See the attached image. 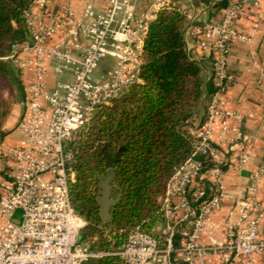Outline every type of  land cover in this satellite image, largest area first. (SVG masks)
<instances>
[{"label":"built area","instance_id":"2783aa9c","mask_svg":"<svg viewBox=\"0 0 264 264\" xmlns=\"http://www.w3.org/2000/svg\"><path fill=\"white\" fill-rule=\"evenodd\" d=\"M55 1L35 0L22 10L28 37L13 44L5 58L20 76L30 72L33 80L23 86L19 142L4 150L0 264H87L110 254L123 264H257V256L264 253V206L257 198L264 167L254 173L238 218L234 209L226 211L223 240L216 237V216L225 210L228 161L222 148L232 140L225 109L233 82L231 46L235 40L251 42L254 36L238 29L237 18L245 8H259L263 0H230L217 17L190 28L201 51L200 63L210 61L208 81L215 90L204 96L205 114H194L186 122L194 151L167 183L161 233L137 227L117 253L93 251L81 241L87 223L75 212L70 196L75 181L70 143L91 123L98 107L123 97L141 81L145 43L158 15L177 9L191 22L196 8L192 0H104L106 9L96 16L93 0H86L84 15L77 18L69 7L51 10ZM106 58H113L116 66L99 74ZM52 59L63 63L55 69L57 75L71 68L74 80L57 79L50 87L47 63ZM217 122L222 123L218 137ZM246 163L243 156L237 168Z\"/></svg>","mask_w":264,"mask_h":264},{"label":"trees","instance_id":"16d2710c","mask_svg":"<svg viewBox=\"0 0 264 264\" xmlns=\"http://www.w3.org/2000/svg\"><path fill=\"white\" fill-rule=\"evenodd\" d=\"M33 1L0 0V79L8 78L19 88H23L20 76L5 58L13 44L28 37L21 14ZM193 2L215 16L230 0ZM186 21L177 9L158 15L145 43L141 81L123 97L98 107L91 123L70 143L75 154L70 196L75 212L87 223L81 241L93 251L117 253L135 228L152 233L164 223L162 199L167 183L194 151L186 122L213 90L206 91L204 65L189 58L183 34ZM119 153L112 196L121 194V199L105 222L98 202L99 177L108 175L107 156ZM95 239L98 246L91 245ZM87 264L123 262L110 254Z\"/></svg>","mask_w":264,"mask_h":264},{"label":"crops","instance_id":"0c3cea01","mask_svg":"<svg viewBox=\"0 0 264 264\" xmlns=\"http://www.w3.org/2000/svg\"><path fill=\"white\" fill-rule=\"evenodd\" d=\"M93 3L96 16L105 11L104 0H93ZM65 7H69L75 17L81 18L85 12L86 0H57L50 4L51 10L54 12ZM217 16L218 14L212 16L209 8L201 6L196 8L195 19L191 22L186 21L183 34L191 60L200 62L201 51L196 45V40L190 35V28L202 26ZM237 27L245 33L253 32L254 36L251 42L235 40L232 43L229 56L228 68L233 82L227 93L225 109L230 114L226 117V121L231 129L232 140L223 144L222 148L227 156L228 166L225 168L223 181L225 210L216 216L218 226L216 237L219 240H223L225 237L226 211L234 209V217L238 218L241 203L249 197L248 189L254 173L264 167V0L257 9H243L237 18ZM24 58H31V56L24 55ZM202 64L205 68L206 91L213 90L214 92V83L208 81L211 72L210 61L206 60ZM47 65L49 73L47 83L50 87L54 86L57 79L66 82L74 80L71 68L62 75L56 74L55 69L63 66L61 61L52 59L48 61ZM115 66L116 61L113 58H106L101 62L98 73L106 74ZM21 76L20 81L23 86L33 80V75L30 72ZM23 88H19L21 101L18 104V116L15 121L17 126L24 113L25 93ZM205 110L206 103L203 99L195 115L203 116ZM221 129L222 123L217 122L215 125L217 137ZM19 139L20 135L16 129L6 137L3 149L16 146ZM243 156L247 158V163L242 170H239L237 166ZM2 178L3 172L0 175V182ZM257 198L264 206V176L259 183ZM262 228L264 230V223ZM257 264H264V253L257 256Z\"/></svg>","mask_w":264,"mask_h":264},{"label":"rangeland","instance_id":"374dc122","mask_svg":"<svg viewBox=\"0 0 264 264\" xmlns=\"http://www.w3.org/2000/svg\"><path fill=\"white\" fill-rule=\"evenodd\" d=\"M180 2L182 3V1ZM193 5L195 6V8H197L195 4ZM13 69L15 70L14 67ZM20 101H21V93H20L19 86L17 84L12 83L8 78H5V77L1 78L0 79V125L2 124L3 128L2 130L0 129V139L2 141L0 145V175L5 170V158H4V149H3L4 145L3 144H4L6 137L10 133H12L14 130H16L18 127L15 121L18 116L17 109H18V104ZM3 135H4V138L2 137ZM163 226H164L163 223L157 224L155 228L156 231L155 232L153 231V233L160 234L163 229ZM91 245L98 246L99 245L98 240L97 239L93 240Z\"/></svg>","mask_w":264,"mask_h":264},{"label":"water","instance_id":"95a60500","mask_svg":"<svg viewBox=\"0 0 264 264\" xmlns=\"http://www.w3.org/2000/svg\"><path fill=\"white\" fill-rule=\"evenodd\" d=\"M2 141L0 139V145ZM121 158V153L116 157L107 156V169L108 175L105 177H99L100 181V194L98 196V202L100 205V214L102 219L107 222L111 219V209L116 206L121 199V194L118 198L112 197V191L114 189L115 174H114V165Z\"/></svg>","mask_w":264,"mask_h":264}]
</instances>
